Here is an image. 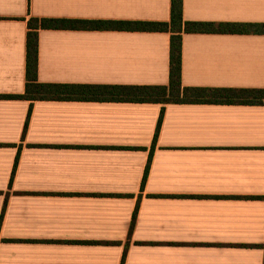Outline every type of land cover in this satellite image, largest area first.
I'll use <instances>...</instances> for the list:
<instances>
[{"label":"crops","instance_id":"crops-1","mask_svg":"<svg viewBox=\"0 0 264 264\" xmlns=\"http://www.w3.org/2000/svg\"><path fill=\"white\" fill-rule=\"evenodd\" d=\"M183 13L264 24V0ZM34 18L171 23L172 0H0V264H264V104L4 98L26 92ZM171 37L40 30L38 79L168 86ZM182 83L264 90V34L184 33Z\"/></svg>","mask_w":264,"mask_h":264},{"label":"trees","instance_id":"trees-1","mask_svg":"<svg viewBox=\"0 0 264 264\" xmlns=\"http://www.w3.org/2000/svg\"><path fill=\"white\" fill-rule=\"evenodd\" d=\"M184 0H172L171 23L32 19L27 42V84L22 96L4 98L26 101L111 102L136 104H215L261 106L263 89L189 88L182 83L183 34H264V24H207L184 20ZM40 30L170 32L171 66L168 86H104L43 84L38 79ZM163 117L156 133L159 136Z\"/></svg>","mask_w":264,"mask_h":264}]
</instances>
